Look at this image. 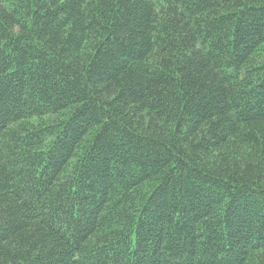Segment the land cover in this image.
I'll return each instance as SVG.
<instances>
[{"label": "trees", "instance_id": "trees-1", "mask_svg": "<svg viewBox=\"0 0 264 264\" xmlns=\"http://www.w3.org/2000/svg\"><path fill=\"white\" fill-rule=\"evenodd\" d=\"M0 264H264V0H0Z\"/></svg>", "mask_w": 264, "mask_h": 264}]
</instances>
